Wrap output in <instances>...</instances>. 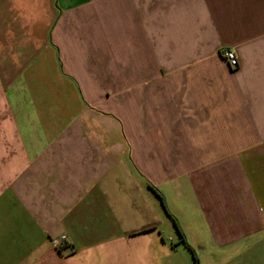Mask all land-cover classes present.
Listing matches in <instances>:
<instances>
[{
	"label": "crops",
	"instance_id": "crops-1",
	"mask_svg": "<svg viewBox=\"0 0 264 264\" xmlns=\"http://www.w3.org/2000/svg\"><path fill=\"white\" fill-rule=\"evenodd\" d=\"M179 230L264 264V0H0V264H195Z\"/></svg>",
	"mask_w": 264,
	"mask_h": 264
},
{
	"label": "built area",
	"instance_id": "built-area-1",
	"mask_svg": "<svg viewBox=\"0 0 264 264\" xmlns=\"http://www.w3.org/2000/svg\"><path fill=\"white\" fill-rule=\"evenodd\" d=\"M221 53L224 56V58L226 59V61L228 62V64L230 65L229 67H231L233 69H237L240 66V60H239V57L237 56L235 50L224 48L221 51ZM67 242H68L67 237L62 236L59 239L53 240V247L56 249H61L64 246H66Z\"/></svg>",
	"mask_w": 264,
	"mask_h": 264
},
{
	"label": "trees",
	"instance_id": "trees-1",
	"mask_svg": "<svg viewBox=\"0 0 264 264\" xmlns=\"http://www.w3.org/2000/svg\"><path fill=\"white\" fill-rule=\"evenodd\" d=\"M153 188V186L151 187ZM155 191H157V189H155V187L153 188ZM180 231V230H179ZM180 237H181V241L182 243H184L186 245V247H188L189 251L193 254V258L195 261V264H199V259L198 257L195 255V253L193 252V249L188 245V242L186 241L184 234L180 231Z\"/></svg>",
	"mask_w": 264,
	"mask_h": 264
},
{
	"label": "rangeland",
	"instance_id": "rangeland-1",
	"mask_svg": "<svg viewBox=\"0 0 264 264\" xmlns=\"http://www.w3.org/2000/svg\"><path fill=\"white\" fill-rule=\"evenodd\" d=\"M190 259L193 260L192 256L190 255Z\"/></svg>",
	"mask_w": 264,
	"mask_h": 264
}]
</instances>
